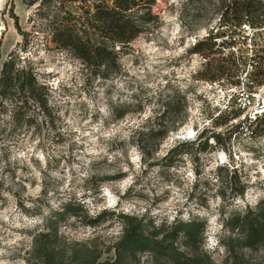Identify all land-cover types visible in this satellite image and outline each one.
Here are the masks:
<instances>
[{
    "label": "rangeland",
    "instance_id": "obj_1",
    "mask_svg": "<svg viewBox=\"0 0 264 264\" xmlns=\"http://www.w3.org/2000/svg\"><path fill=\"white\" fill-rule=\"evenodd\" d=\"M212 3L156 0L160 25L134 38L116 66L87 70L51 41L41 14L72 25L88 1L62 0L47 12L39 1L0 0V69L18 56L47 93L26 124L0 104V264H26L45 224L57 229L58 248L89 243L112 260L122 214L148 231L165 221L201 225L199 264H264V244L246 249L230 229L232 217L264 199V83L250 90L245 73L233 86L200 78L205 59L189 48L218 26ZM168 258L143 251L125 264Z\"/></svg>",
    "mask_w": 264,
    "mask_h": 264
},
{
    "label": "trees",
    "instance_id": "obj_2",
    "mask_svg": "<svg viewBox=\"0 0 264 264\" xmlns=\"http://www.w3.org/2000/svg\"><path fill=\"white\" fill-rule=\"evenodd\" d=\"M37 1L47 12L50 8L60 10L62 3V0H23L28 6ZM86 1L89 6L81 15L83 20L77 17L72 25L56 24V19L50 20L48 13L41 16L48 18L51 41L80 59L87 70L116 66L117 55L134 38L141 34L149 35L160 25L158 14L153 11L156 0H81L83 3ZM212 1L219 14L218 26L207 29L206 35L189 48L190 53H198L205 59L200 78L221 84L226 80L233 86L239 85L240 74L245 73L249 82L247 87L257 90L264 83V49L255 47L254 38L264 43V0ZM243 24L251 28L248 43L247 35H238ZM234 46L235 51H230ZM221 48L228 50L223 53ZM216 54L218 56L215 57ZM17 57L10 53L1 64L0 104L9 102L11 122L23 120L26 124L30 121L28 110L31 106L44 108L47 93L45 86L37 81L32 67L28 63L21 64ZM215 118H219V113ZM233 171L235 173V169ZM121 217L123 230L112 245V260L101 261V254L94 251L89 243L68 241L65 247L58 248L57 229H50L49 224H45L44 229L32 238L26 264H125L126 258L143 251L169 256L167 264H199L197 251L201 225L193 221H165L148 231L135 217L126 214ZM231 221L230 229L237 230L242 247L253 250L264 244V199L260 200L256 210L246 207ZM175 242L184 249H179Z\"/></svg>",
    "mask_w": 264,
    "mask_h": 264
},
{
    "label": "water",
    "instance_id": "obj_3",
    "mask_svg": "<svg viewBox=\"0 0 264 264\" xmlns=\"http://www.w3.org/2000/svg\"><path fill=\"white\" fill-rule=\"evenodd\" d=\"M186 135L182 134V133H177V134H174V138H177V139H183Z\"/></svg>",
    "mask_w": 264,
    "mask_h": 264
},
{
    "label": "built area",
    "instance_id": "obj_4",
    "mask_svg": "<svg viewBox=\"0 0 264 264\" xmlns=\"http://www.w3.org/2000/svg\"><path fill=\"white\" fill-rule=\"evenodd\" d=\"M242 26L245 27L248 31H250V29H251V28H250L248 25H246V24H243Z\"/></svg>",
    "mask_w": 264,
    "mask_h": 264
},
{
    "label": "bare ground",
    "instance_id": "obj_5",
    "mask_svg": "<svg viewBox=\"0 0 264 264\" xmlns=\"http://www.w3.org/2000/svg\"><path fill=\"white\" fill-rule=\"evenodd\" d=\"M173 137H174V135H173Z\"/></svg>",
    "mask_w": 264,
    "mask_h": 264
}]
</instances>
